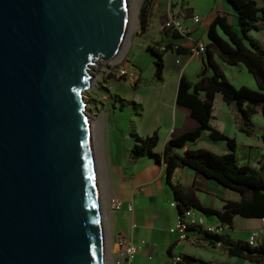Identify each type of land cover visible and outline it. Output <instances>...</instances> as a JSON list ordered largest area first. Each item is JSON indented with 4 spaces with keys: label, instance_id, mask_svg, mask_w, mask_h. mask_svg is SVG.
<instances>
[{
    "label": "water",
    "instance_id": "1",
    "mask_svg": "<svg viewBox=\"0 0 264 264\" xmlns=\"http://www.w3.org/2000/svg\"><path fill=\"white\" fill-rule=\"evenodd\" d=\"M130 19V0H0V264H106L84 93Z\"/></svg>",
    "mask_w": 264,
    "mask_h": 264
},
{
    "label": "trees",
    "instance_id": "2",
    "mask_svg": "<svg viewBox=\"0 0 264 264\" xmlns=\"http://www.w3.org/2000/svg\"><path fill=\"white\" fill-rule=\"evenodd\" d=\"M235 9L241 27V34L234 30L227 15L219 14L209 27L207 44V62L203 63L198 81L193 83L185 75L179 82L177 100L178 106L190 110L191 117L199 123L194 131L186 132L170 139L162 154L155 150L159 145V134L154 132L148 137L133 135L134 145L130 152L133 162L148 157L158 165L165 166L167 183L174 192L179 215L190 210L201 212L207 217L216 216L220 223L230 225L233 229L234 218L242 216L249 219L264 220V164L260 171L239 164L237 157L238 144L235 138L226 136L212 126L214 119V103L216 95L220 94L227 105H234L241 115L240 131L248 136L254 134L253 117L259 109L264 117V47L251 33L259 32V22H264V0H227ZM154 0H144L140 9L141 29L146 32L150 10ZM169 38L182 39L176 32L165 31ZM156 58V78L162 80L165 71L164 57L169 52L178 55H189L190 50L184 46L167 44L164 49L149 47ZM217 55L231 66L244 64L253 75L259 90L247 86L236 87L226 77L215 59ZM133 86L137 88V83ZM114 103L125 101L118 96L113 97ZM204 132H209L212 139L225 141L229 153L219 155L209 150H187L183 155L177 150L199 141ZM264 139V135H263ZM190 168L207 179L214 180L223 187L241 195L240 201H227L222 210L205 207L197 197L195 186H183L173 182L177 169ZM209 244L214 247L222 243V249L231 257L243 258L258 264H264V238L258 246L252 247L247 242L234 241L229 236L205 235ZM185 261L196 264L205 263L193 257L186 256Z\"/></svg>",
    "mask_w": 264,
    "mask_h": 264
},
{
    "label": "crops",
    "instance_id": "3",
    "mask_svg": "<svg viewBox=\"0 0 264 264\" xmlns=\"http://www.w3.org/2000/svg\"><path fill=\"white\" fill-rule=\"evenodd\" d=\"M171 1L173 0H169V3ZM186 1V6L192 8V12L195 15H200L204 18L202 22L195 25L192 18H186L185 15L180 16L178 13L179 6L173 9L174 11L170 16L171 18L183 20L185 25L190 28L192 38H194L195 33L200 29L201 25H204V27L209 30L210 25L219 14L227 15L229 22L231 23L232 10L230 12V10L225 7L224 0H213L212 5L209 8H206L203 12L201 9H197L196 5L191 3V0ZM161 4H163V0H154L153 2L154 12L158 15ZM255 39L264 47L262 40ZM170 40L174 45L181 44L180 46L184 47H187L188 45V42L184 39L175 40L174 38H170ZM195 40L201 41L205 44H209L210 42L209 39L207 41H202L195 38ZM172 53L177 56L178 59H181L180 57L185 59V62L183 60L181 62H184L183 65L185 66L180 68L179 77L181 78L182 75H185L191 82H197L203 63L207 62V55H204L201 58L193 57L192 59H187V55ZM215 59L226 77L232 84H234V80H232L225 71L227 63L222 61L217 55H215ZM192 60H196L199 66L196 80H192L186 74V67ZM164 62L166 69L167 64L165 57ZM243 66L247 69L244 64H239L233 66V71L237 70L238 76H242L244 75V69H242ZM233 79H236V77ZM242 86H247L254 90L258 89L254 77L251 79L250 84H240L236 87ZM178 87L176 89L175 86L174 93L172 94L174 108L173 132L169 139L162 143L163 151L170 139L178 137L186 132L194 131L199 126V123L191 117L189 109L177 105ZM221 100H223L222 96L220 94L216 95L214 108L216 107V102H221ZM222 104L226 108L225 125L229 127V130L227 128V131L223 132L222 129L224 128L220 129L218 126L214 125V121L217 119L215 109L213 112L214 119L212 120V126L217 130L220 129L219 131L226 136L236 139L238 144L237 157L240 165L248 166L256 171H260L261 165L264 164L263 136H257L255 125L254 134L252 136L242 133L240 131L242 119L236 107L234 105H227L226 103ZM260 114L262 115V112L259 109L258 113L252 119L253 124H255V117ZM233 127L235 132L231 134L230 128ZM154 132H158L159 134V129L153 131L149 135H140L137 131H133L131 134V141L127 142H122L120 138H116L114 141L115 147L111 152L110 157H108L102 190L107 210L106 232L111 244V264H123L122 261L117 259L113 254L116 251L115 244L119 235L127 236L132 239L136 245H141L142 242L146 243L136 255L132 264H178L174 261V257L176 256L183 257L184 262L180 264H196L194 262H186V256L212 264H258L243 258L231 257L223 249L212 247L206 240L205 235H197L193 233L190 240L179 241L176 235L169 232V229L178 221L179 211L178 208L171 206L175 201V196L172 188L167 183L165 166L156 164L154 160L148 157H143L135 162H133L130 157V152L134 145L133 134L145 138L151 136ZM239 135H241L242 143L245 144L243 145L245 151L242 158L239 157V149L241 146ZM202 139H207L209 143L202 144ZM160 145L161 141H159L158 147ZM157 148L155 151L162 154L163 151H158ZM199 149L209 150L219 155L227 154L230 151L225 141L214 140L211 138L209 132H204L199 141L189 144L183 149L177 150V153L183 155L187 150ZM173 182L187 187L195 186L198 189V199L207 208L222 210L227 201L241 200V195L239 193L227 189L216 181L207 179L203 175L197 174L190 168L177 169L173 177ZM112 197L119 198L124 203L125 208L122 211H111L109 200ZM130 203L134 206V214L129 213L126 209V206ZM201 215L205 217L207 223H220L216 216L207 217L202 213ZM134 224L136 227H133ZM262 230L264 231L263 219H249L242 216H236L234 218L233 229L227 233V236L234 241L247 242L253 231Z\"/></svg>",
    "mask_w": 264,
    "mask_h": 264
},
{
    "label": "rangeland",
    "instance_id": "4",
    "mask_svg": "<svg viewBox=\"0 0 264 264\" xmlns=\"http://www.w3.org/2000/svg\"><path fill=\"white\" fill-rule=\"evenodd\" d=\"M131 1V19H130V35L129 41L122 55H119L113 61L98 60L97 65L94 66L90 84L86 89L84 96L86 101V111L88 117L93 119L95 123L94 130V145L96 146V158L98 162V170L101 184V197L102 208L105 212V229H106V205L103 198V178L106 171L108 157H110L115 144L116 138L121 141H131V134L137 131L140 135H149L153 131L159 129V138L161 145L157 148L158 151H163L162 143L165 142L172 135L173 121H174V108L172 102V94L174 93L179 83V70L185 65V59L180 57L178 59L172 52L165 56L167 67L164 71L162 80L156 78V58L149 51V47L154 49H164V47L172 43L170 38L167 37L165 31L173 32L171 25L172 18L170 14L173 9L179 6V15H185L186 18L199 17L201 22L203 17L195 15L192 8L187 7L186 0H163V4L159 7V15L154 12L153 5L150 10L147 31L141 29L140 22V9L143 0H130ZM225 1V7L232 10L231 24L234 30L241 34V27L238 15L233 6ZM213 0H191L197 9L202 12L212 5ZM176 3V4H175ZM261 5L262 2L259 0ZM261 30L259 32H252L251 36L262 40L264 44V22L258 23ZM195 38L202 41H207L208 29L201 25L200 29L195 33ZM178 44L176 46H179ZM188 46V45H187ZM187 59H192L191 54L187 55ZM203 55L196 57L201 58ZM180 60V61H179ZM182 60L184 61L183 63ZM179 61V62H177ZM122 63L128 69H134L140 73V80L134 82L128 76L119 77L116 73L110 71L113 65ZM242 64V63H241ZM225 71L234 80V85L250 84L253 79L252 74L243 66L244 69L242 76H238V71H233V66L226 64ZM199 72V66L196 60H192L186 67V74L192 79L196 80ZM184 73V71H183ZM236 77V79H233ZM137 83V88L133 86ZM239 88V87H238ZM259 90V88L257 89ZM118 96L122 101H125L124 107L121 103H114L113 97ZM225 102H216L215 112L217 119L214 125L222 129L223 132L229 130L226 126L225 114L226 108L223 106ZM101 120V122L99 121ZM257 136L261 137L264 134V118L257 115L254 120ZM219 129V130H220ZM233 134L234 127L230 128ZM135 134V132H134ZM133 134V135H134ZM241 143L239 149V157H243L245 149L243 148L241 135H239ZM202 144H208L207 139L201 140ZM106 231V230H105ZM264 236V234H263ZM110 240L106 232V264H111V250Z\"/></svg>",
    "mask_w": 264,
    "mask_h": 264
},
{
    "label": "built area",
    "instance_id": "5",
    "mask_svg": "<svg viewBox=\"0 0 264 264\" xmlns=\"http://www.w3.org/2000/svg\"><path fill=\"white\" fill-rule=\"evenodd\" d=\"M192 21L195 25L201 22L199 17H192ZM171 25L173 31L178 33L182 39L188 42L187 48L190 50L192 57H199L201 55H206L207 53V44L194 40L191 37L190 28L187 27L183 20L172 18ZM112 73H116L119 77L128 76L134 82L140 80V73L135 71L133 68L128 69L125 65H121L116 68ZM177 201H174L171 206L177 208ZM109 207L113 212H120L125 208L124 203L116 197H112L109 200ZM126 209L129 213L134 214L133 204H128ZM133 227H136L134 224ZM231 230L230 225L228 224H210L207 223L205 217L201 215V212L196 210H190L185 212L183 215H179L177 223L169 229V232L173 235H176L179 241H188L191 239L193 233L197 235H213V236H226L227 233ZM264 231H253L247 243L256 247L260 243ZM146 243L142 242L141 245H136L132 239L128 238L125 235H119L116 241V251L113 253L123 264H132L136 255L144 247ZM214 248L222 249V243L217 242ZM174 261L178 264L183 263L184 259L181 256L174 257Z\"/></svg>",
    "mask_w": 264,
    "mask_h": 264
},
{
    "label": "bare ground",
    "instance_id": "6",
    "mask_svg": "<svg viewBox=\"0 0 264 264\" xmlns=\"http://www.w3.org/2000/svg\"><path fill=\"white\" fill-rule=\"evenodd\" d=\"M127 43L128 42H126V44H125V46H124V48H123V50L120 52V54H118L117 56H115V57H112L111 59L113 60H115V58H117L119 55H122L123 54V52H124V50H125V47L127 46ZM118 59V58H117ZM101 60V59H100ZM113 60V61H114ZM92 80V79H91ZM90 84V83H89ZM100 122H101V120H99ZM88 123H89V128H90V133H91V135H92V140H93V147H94V151H95V159H96V163H97V170L99 169L98 168V162H97V158H96V150H95V148H96V146L94 145V130H95V123H94V121H93V119H91L90 120V118L88 117ZM98 174H99V170H98ZM99 177V176H98ZM105 213V212H104Z\"/></svg>",
    "mask_w": 264,
    "mask_h": 264
}]
</instances>
